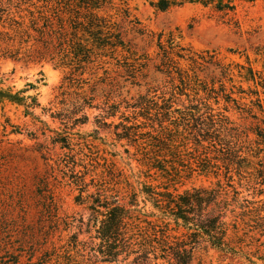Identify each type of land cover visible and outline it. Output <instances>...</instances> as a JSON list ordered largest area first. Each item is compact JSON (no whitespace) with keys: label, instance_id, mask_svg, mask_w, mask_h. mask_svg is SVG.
Listing matches in <instances>:
<instances>
[{"label":"trees","instance_id":"trees-1","mask_svg":"<svg viewBox=\"0 0 264 264\" xmlns=\"http://www.w3.org/2000/svg\"><path fill=\"white\" fill-rule=\"evenodd\" d=\"M147 1L163 12L190 4L236 9L234 0ZM131 34L147 35L129 0H0V59L47 62L67 72L61 87L65 108L52 114L65 130L48 131L56 135L54 143L71 152L73 172L83 169L81 176L75 174L76 200L89 205L97 241L87 258L76 232L59 251L53 248L25 264H85L86 259L190 264L208 247L237 254L241 247L232 245L231 234L238 236L241 224L250 228L264 209V201L256 200L264 194V64L256 70L250 57L247 65L226 63L216 52L198 53L173 32H161L156 68L170 86L160 96L154 90L133 103L121 96L116 100L106 88L112 91L119 77L136 79L145 66ZM256 55L264 56V48ZM8 81L0 77V110L23 108L25 117L45 124L36 114L42 108L37 87L17 89ZM90 110L98 111L94 118L104 124L120 115L117 139L136 147L137 171L118 166L106 154L86 152L84 141L74 143L72 131L89 122ZM231 111L249 125L232 120ZM6 124L4 136L8 126L9 134H21L9 118ZM192 171L215 176L217 188L179 192L177 186ZM236 178L240 188L254 191L252 200L240 197ZM229 187L234 188L231 199ZM3 264L23 263L13 256Z\"/></svg>","mask_w":264,"mask_h":264},{"label":"rangeland","instance_id":"rangeland-1","mask_svg":"<svg viewBox=\"0 0 264 264\" xmlns=\"http://www.w3.org/2000/svg\"><path fill=\"white\" fill-rule=\"evenodd\" d=\"M129 3L140 28L147 33L145 37L130 35L133 49L143 55L140 62L145 66L136 79L119 77L112 91L106 88L116 100L125 97L133 103L141 94L150 91L157 92L150 93L151 97L155 93L160 96L170 86L169 78L156 68L159 63L156 35L161 32H173L181 37L184 46L198 53L216 52L226 63L247 65V57H250L253 67L263 70L264 56L256 55V52L264 48V0H234V11H218L212 6L190 4L163 12L152 7L147 0H129ZM66 73L47 62L0 59V77L8 78L7 84L17 89H23L27 84L37 87L42 108L36 114L45 122L41 124L31 117H25L23 108L16 106L0 110V264L13 256L23 264L30 259L37 262L46 251L53 248L59 251L76 232L80 234L79 241L85 243L83 249L87 258H90L91 249L97 242L94 240L95 220L89 205L76 200L80 192L75 174L81 176L83 169L77 167L73 172V160L69 158L71 152L62 149L61 144L54 143L56 135L48 131L65 130L60 121L52 118V114L56 115L65 108L61 105V87ZM201 77L204 78L205 74H201ZM227 87L230 88L229 83ZM244 87L247 88V85ZM97 114L98 111L90 110L89 122L75 126L72 131L74 143L84 141L86 152L106 154L118 166L137 171L139 155L136 147L125 139H117V133L122 131L120 115L107 119V124H104L95 120ZM228 115L238 124L249 125L234 111ZM7 118L21 134H9L12 127L8 126V135L4 136ZM43 130L46 131L45 135ZM28 132L35 133V137L29 136ZM250 139L255 140V136L250 134ZM262 159L264 161V151ZM221 180L223 184L227 183L225 178ZM87 181L90 182L89 176ZM217 182L213 175L192 171L177 189L184 192L201 187L217 188ZM234 187L239 190L240 197L253 199L254 191L240 188L238 178ZM228 191L231 192V199L234 188L229 187ZM256 200L264 201V194L256 197ZM45 204L50 207L48 212H45ZM255 206L261 207L262 204ZM262 210L259 211L260 216L257 214L250 222V228L241 224L239 235L231 234L232 245L241 247L239 253L208 247L198 252L190 264H264ZM229 215L232 222L234 217ZM55 221L58 224L53 229L52 222ZM76 259L82 260L80 257ZM93 262L86 259L85 264Z\"/></svg>","mask_w":264,"mask_h":264}]
</instances>
